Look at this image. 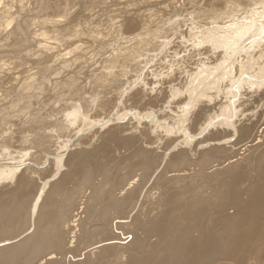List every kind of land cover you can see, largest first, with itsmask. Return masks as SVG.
Masks as SVG:
<instances>
[{"label": "bare ground", "instance_id": "bare-ground-1", "mask_svg": "<svg viewBox=\"0 0 264 264\" xmlns=\"http://www.w3.org/2000/svg\"><path fill=\"white\" fill-rule=\"evenodd\" d=\"M202 4H206V7L202 8ZM186 5H188V7L185 8ZM222 5H224V12L221 11ZM184 8L192 12H186L187 14L183 15V17H179L176 14L171 15L173 9L179 10ZM194 13L199 15L212 14L213 16H210L211 18H219L221 16V18L228 19L223 22L225 23L224 25L216 26L213 25V22H210L208 25L199 21V17ZM34 14H39V16L35 18L33 16ZM262 19H264V0H0V184H4L2 185L3 188L9 187L0 192V196L3 194L12 195L17 189L19 190L22 183H25L27 185L25 190L27 192L25 191L26 193H23V196L20 195L22 198H20V200L25 201L24 204L31 208V214L36 215L34 221L39 224L40 218L42 219V217H44L41 211L45 210L43 208L49 202L51 193L55 191L61 181L63 182L65 177L70 176L71 172L74 173L73 170H76L83 157V155L82 157L80 156L79 151L85 149L87 146L91 147L88 142L91 143V139L94 140L96 136H100V127L107 126V128H109L111 125L109 126L107 124L112 123L110 121H120V119L124 120V117H127L124 125L122 124L123 126L117 123L119 126L115 125L114 128L123 130L124 132L126 131V133L130 132V134L138 132V134L141 135L144 131H147L154 122L158 124V117L160 115H156L154 116L155 119H152L154 117H151V112L141 113L139 110L132 111L128 108V110L126 109V111H123L126 106L125 103L128 99H133L134 97L135 99H139V97L142 99V97L145 96H148V98L153 97L155 94L153 91L154 85L158 83L162 85L167 82L171 83V81L176 78V75H174L176 71L184 72L186 57L190 54L192 58L196 57L199 59L202 49H207V52H209L211 56L216 57V60L218 58L216 54L219 51L220 59H222L221 61L218 60L220 64L230 60V66L237 64L240 69L247 66L246 68H248V71H245L244 68L246 73L249 72L251 68V70L255 69L254 73L250 71L251 75L248 73L245 74V72H237L244 73L245 76L241 77L242 74L240 76L236 74L237 79L239 80L240 78V82L235 85L234 82L236 79H234L233 82H229L230 84L232 83L231 85H234L233 91L231 89L227 90V87H229L227 85L226 88H224L226 89L224 92L227 91L226 94H228V91H232V95L230 94L232 99H229L230 101H228L227 104L232 108L234 116L237 118V114L235 115V113L236 111L237 113L240 112L238 109H240L239 107L241 104L243 105L242 99L244 97L240 87H242L243 84L250 86L247 90L254 87L251 89L252 92L250 90L251 93H254L264 86V33L259 32L261 29H264L262 26L263 24H259ZM248 20L250 21L248 22ZM151 24L155 26L150 28ZM262 32H264V30H262ZM134 58H137L136 61L138 64L130 71L129 64ZM228 61L226 62L228 64L226 66L229 67ZM219 63H217V66L218 69H221L223 64L219 67ZM214 65L213 63V67L216 69L217 67ZM202 66H204V64ZM207 67L206 72L211 66ZM228 67L227 69L229 70ZM249 67L251 68L249 69ZM202 68L200 70H202ZM218 69L215 71L212 68L214 75L215 72H219ZM223 69H226L225 66ZM223 69H221V71H223ZM210 70L207 72L208 76ZM259 70L261 71L260 73L258 72ZM230 71L232 75L233 69L229 70V72ZM257 72L260 75L256 76ZM201 73L205 75L204 72L198 71L197 73L196 71L198 76H200ZM222 73H216L219 76L212 75V77L210 75L208 79L207 76L205 79L202 78L201 75V81L212 80V82L209 81L210 84L207 86L210 87L211 83H216L213 80L215 79L214 77H218L215 81L220 80L223 82L220 78ZM252 74H255V76ZM192 75L195 77L194 73H192ZM222 75L225 74L223 73ZM189 77L193 80L196 78L190 75ZM211 77L212 79H210ZM226 78L227 76H225V79ZM197 79L200 78L198 77ZM230 80H232V78H230L229 81ZM190 81L192 82L190 83L194 85V89L199 86L197 84V82L200 83L199 80L196 81V85L191 79ZM207 82L208 81H206V84ZM187 83L189 82L187 81ZM172 84L171 89H173ZM206 84L204 83L202 85L205 86ZM186 85H184V87H186ZM216 85L218 86V83L215 84V86ZM167 86L169 88V85ZM184 87L182 88L184 89ZM207 87V90H204V88L202 92L203 90L204 92H209ZM216 87L215 89H217ZM177 88L175 90L174 87L175 92L172 90L174 92L172 96L179 90ZM189 88L187 90H190V92H187L188 94L200 89L197 87V90L191 92L192 89ZM217 91L221 90L218 89L215 92L216 94H220V92ZM202 92H198L200 96ZM159 93L158 91L156 94ZM175 95L177 97V93ZM217 95L214 96V98L218 97ZM136 96H138V98H136ZM188 96H191V98H189L192 100V95L189 94ZM202 96L200 99L198 98L199 100H195L194 102L197 103L196 101H201L202 98H204ZM204 96L206 98L210 96L207 101L209 100L211 102L213 99L211 95L204 94ZM248 97L250 96L248 95ZM224 98L227 99L229 97L224 96ZM245 99L249 100L248 98ZM169 101H167L168 104ZM186 104V107L182 104L183 110L189 108L188 106L190 104L188 99L186 100ZM218 104H216V109ZM225 105L226 103L224 104V109L222 107L221 110H224L222 112L223 114H227L225 109H227V112L229 111L228 108H225ZM113 107H117L120 110L122 109L121 111L123 112H120L119 115L115 114L116 117H109L105 120L100 117V119H92L104 113V109L107 108L111 110ZM167 109L168 112H170L169 110L171 108L169 109L167 107ZM244 109H246V106ZM116 111L117 110H115V112ZM162 111L164 112V110ZM182 113L181 111V120ZM89 116H91V119H89ZM183 116H185L183 120H187V113ZM193 116L195 119L197 115ZM240 117L236 120V118H230L229 116L230 119H228L229 121L226 123L227 126L218 124L219 126L224 125L225 127H223L227 128L219 132L217 131L218 133H216V135H210V131H206L208 134L197 133L198 135L194 137L192 136L194 133L192 132L191 135L190 131L187 129L185 133L179 132L181 134L184 133L183 137L185 140L187 139V141H182L184 144H181L183 149L186 152H192L195 161H202L201 166L210 163L208 155H212L215 152L217 153L218 150L228 149L229 152L231 148H237L239 145V152L233 153V151L236 150L232 149L233 151H231L230 155L227 156L225 154L227 156L225 158L227 163L224 165V162L219 160L216 164L218 168L212 172L222 171L229 173L234 171L235 177L232 179L233 183L238 177L237 168H239L242 163L241 159L247 153L255 152V156L258 159L262 160L264 158V127H260L256 133L251 134L250 132L256 126L257 121H253L255 120L253 119L245 124L244 119H242L243 115ZM177 119H179V117ZM82 120L83 125L79 127ZM161 122H163V120ZM177 122L176 124L180 121ZM214 122L215 121H213V123ZM181 123L183 122H180V124ZM112 124L115 123L113 122ZM164 124L168 123L164 122ZM94 125L99 126L97 127L98 130L93 129ZM181 125L184 126L183 124ZM181 125L180 127L176 126L181 128ZM218 125L214 126L212 129H215ZM260 125H264V122ZM91 126L93 127L92 130L90 129ZM208 126L209 125L206 126L207 130H209ZM158 127L159 130L161 126ZM186 127L188 128V126ZM200 130L203 132L202 125ZM82 131L85 133H81ZM166 131L160 134L166 135L168 133V131ZM214 136L217 137L215 142L209 144ZM227 136H230V138L235 137L233 142L230 143L229 137L226 138ZM246 136H248V139L243 142ZM154 137L153 139H155V141L162 140V136ZM181 140H183V138ZM169 141L175 145L180 143L178 137L165 139L163 142ZM205 143H207V148L198 151V147ZM85 144L86 146H84ZM90 147L86 148L85 151L88 152ZM144 152L152 153L157 158L161 157L162 161L165 160L151 185L143 192L138 205V210L141 209V212L148 206L150 211L155 210L152 214H156L158 210H160L161 199L165 191L163 189L154 194V187L156 183L163 178L164 174L168 170H171L172 162L170 158L172 154L170 151H168L169 153H165L164 150L161 154H159L157 150L151 151L149 149H145ZM46 163V168L45 166L44 169L41 168V166ZM172 171L177 172L178 170L174 169ZM181 171L187 174L185 176L178 174L174 175L167 178L166 182L173 183L179 179L193 176L191 170ZM2 176L4 178H2ZM126 179L128 178L122 179L118 187V195L108 202V206L112 209V212H107V214L104 215L103 213L104 211L106 212V206L101 211L103 215L100 216L101 221H98L101 222L98 224L101 226V236L99 240L93 242L92 246L97 243L116 239V235H114V232L108 227V223L110 224L108 220H113L115 218L126 219L127 210L125 209L129 206L133 209L135 208L144 184L139 185L136 183L135 179L132 181ZM147 180L148 178L146 182ZM6 181L10 183H5ZM21 190L23 189L21 188ZM5 191H7V194ZM250 195V205L255 206V204H257L258 206H262L264 204V185H256L252 188ZM250 200H248L247 203H249ZM21 204L22 202H20L19 205ZM82 204L83 207H75L74 213L65 216L64 228L65 231H68L78 226V229H81V236L86 234L83 229L86 228L84 227L86 218L90 216L86 213L88 204L85 202ZM24 211L23 213H25ZM26 213L28 214V212ZM82 213H85V216H82ZM132 221L133 219H131L130 224L115 223L114 228L122 229L127 225L128 229ZM33 227L34 230L32 229V233L26 235L22 240L0 248L1 263L2 259L5 258L3 255L8 256L9 254H14V252H20V255H22L23 253L21 251H25L29 247L33 248L32 245L39 246V249L36 250L37 257L40 256L38 264H51L52 262H56V259H53L55 258V255H53V253H55L53 251L55 250L50 252V250H46L47 248L41 247L43 241L36 239L38 230L35 229L38 226ZM127 232H129V230H127ZM127 232H125V234ZM249 233L250 232L245 231L244 243H242V245L240 244L239 250L241 256H232L231 258L228 256L224 257L219 264H264V231L261 230V237L257 236L260 239L258 238L259 243H256V246L250 245L251 238ZM55 243L56 242H54V244ZM40 247L43 249H40ZM59 247L61 248H59V252L56 253L62 254L64 250L62 249L63 246ZM117 248V251H113V247L98 248V261H101V264L107 260L110 261V264L134 263L133 256L131 257L130 254H128L129 252L126 253L124 250L126 247ZM31 250L32 249L29 251ZM223 252L222 254L224 255ZM35 259L34 257V260ZM30 260H33V258ZM141 261L143 262V260ZM139 263L141 264L140 261Z\"/></svg>", "mask_w": 264, "mask_h": 264}, {"label": "rangeland", "instance_id": "rangeland-1", "mask_svg": "<svg viewBox=\"0 0 264 264\" xmlns=\"http://www.w3.org/2000/svg\"><path fill=\"white\" fill-rule=\"evenodd\" d=\"M223 6L224 5H222V9H221L222 12H224ZM186 7H188V5H186L185 8ZM201 7L205 8L206 4H202ZM185 8L179 9V10L173 9L171 12V15L176 14L179 17H183V15L187 14L186 12H192L191 10H186ZM39 14H36V15L34 14L33 16L36 18L39 16ZM194 14L199 17L198 18L199 21L203 22L204 24H208V25L210 24V22H213V25H216V26L224 25L225 23H223V22H225L228 19V18H221V16L219 18H211L210 16H213L212 14H209V15H199L197 13H194ZM249 21L250 20H248V22ZM259 24H263L262 26L264 27V19L260 20ZM153 26H155V25L151 24L150 28H153ZM262 30H264V29H261L259 32L264 33V32H262ZM108 32H110V31H108ZM257 33H258V31H257ZM199 56H200V58L197 59L196 57L192 58L189 54V56L186 57V62H184V64H185L184 72L183 71H180V72L176 71L174 73V75H176V78L173 81H171V83L167 82L166 84H163V85L158 83L159 85L158 84L154 85L153 91L155 92V94L153 95V97L148 98V96L147 97L145 96V97H142V99H141V97H139V99H135V97H134L133 99H128L127 102L125 103L126 106H125L123 111H126V109L128 108V109H131L132 111L139 110L141 113L142 112H144V113L145 112H151L153 115V116L151 115V117H154L156 115H158V116L160 115L158 117V119H159L158 124H157V122L153 123V124L156 123L154 125L155 128H154V126H152L153 125L152 124L150 126V128L147 130L148 132L144 131L141 135L138 134V132L135 134H130V132L126 133V131L124 132L123 130L114 128V126L117 125V123H119V125H122V124L124 125L125 121L127 120V117H124V120L123 119H120V121L118 120L119 122L114 121V120L110 121L112 123L114 122L115 124H112V123L107 124L109 126L111 125L109 128H107V126L106 127H100L101 128V132H100L101 134L99 133L100 136L99 135L96 136L94 138V140L91 139L92 140L91 143L88 142V144L91 145V147L90 146L86 147V148L90 147L88 152L85 151L86 148L79 151L80 156L82 157V155H83V157L81 158V161H80L81 163L78 165L76 170L75 169L73 170L74 173L71 172L70 176L65 177L63 182L61 181L59 183L58 187L55 189V191H53L51 193V196H50L51 201L49 200L47 205L43 208L45 210L41 211L44 217H42V219L40 218V221H39L40 225L38 224V222L34 221L36 218V215L31 214V208H29L28 206H26L24 204L25 201L20 200V198H21L20 195L23 196V193L27 192L25 190L27 185L25 183L21 184V186L19 187V190L17 189L15 191V193L12 194L13 196L11 194L1 195L0 196V224H1L0 225V239H1L0 240V248L14 244V243H17L18 241L22 240L24 237H26V235L32 233V229L34 230L33 226H35V227L38 226L35 229V230H38L37 231L38 235H36V239L37 240L40 239L43 241L41 244L42 245L41 247H45V249L47 248L46 250H50V252L55 250V251H53V252H55V253H53V255H55V258H53V259H56L57 263L52 262L51 264H98L99 261L97 258V253H98L97 249L100 247H113V251H117V249H118L117 247H119V248L120 247H126V248H124L126 253L129 252L128 254H130L131 257L133 256V262H134L133 264H140L139 261L141 262V264H145V263L146 264H217V263L219 264L220 261L223 260L224 257L228 256L229 258H231L232 256L233 257L241 256L239 247H240V244L242 245V243H244L245 231L250 232L249 233L250 238H251L250 245L256 246V243H259V241H258L260 239L259 237H261L260 236L261 230L264 231V228H263L264 204L262 206L260 205L262 208L260 206H258L257 204H255V206L250 205L251 204L250 193H251L252 188H254L256 185H261V186L264 185V158L262 160L258 159L255 156V152L247 153L241 159L243 165L241 163L240 167L237 168L238 177H237V179H235L236 181H234V183H233L232 179H234V177H235L234 171L229 172V173L222 172V171L215 172V173H212V172L215 171L216 168H218V167H216V164L218 163L219 160H222V162H224L223 163L224 165L227 163V161H225V158L231 154V151H233L232 149L236 150V151H233V153H238L239 152V150H238L239 145L237 148H231L229 150V152H228V149L218 150L217 153L215 152L212 155H208L210 163L203 165V166H201L202 161H199V160L195 161V157H194V155H192L193 153L192 152H186L183 149V146L181 145V144H183L182 141H187V139L185 140L183 137L184 136L183 134L187 130L190 131L191 135L193 132L194 134L192 136L195 137V135H198L197 133L208 134L209 131H210L209 132L210 135H214V134L216 135V133H218L219 131L227 128V127L226 128H224V127L227 126L226 123H228V121H229L228 119L236 118L234 116V112H233L232 108L229 106V104H227L228 101H230L229 99H232L230 94L234 90L233 86L235 84H237L238 82H240V78L238 80L236 77L237 76L236 74H238L239 76L242 74L241 77H243L247 73L250 74V71H251V73H254L255 69L251 70L252 68L249 67V69L250 68L251 69L249 70V72L246 73L245 71H248V68H246L247 66L244 67L245 71H244V68H241L243 70L242 71L237 64L232 63L233 66L231 65L232 66V68H231V66H230L231 61L227 60L229 63V67L226 66V65H228L226 63L227 61H224L225 64H224V62L223 63L221 62L226 68L224 70L223 69L224 66L222 64H220L218 61V60H220V61L222 60V59H220L219 51L216 54V56L218 57L217 60H216V57L211 56V54L209 52H207V49H202L201 54ZM204 57H205V59H204ZM136 60H137V58H134L130 62V64H129L130 65V71H132L136 67V65L138 64V62ZM213 63L216 65V66L214 65L215 67H217L216 69H214ZM217 63L220 64L219 67L222 65L221 69H223V71H225V72L228 70L227 67L229 68V70L233 69L232 75H231V71L229 72V70L226 72L227 73L226 74L225 72L221 71L220 68L218 69ZM201 64L202 65L204 64V66H202ZM205 66L206 67L211 66L210 67L211 70L213 68V70L216 71L218 69V71H219V72H215V75H214V71L213 70L211 71L210 69H208V70H210L209 71L210 74L208 73L209 76L210 75L211 76L212 75L213 76H219L216 73L220 74L223 72L225 75H222L223 73L220 75V78H221V80H223V82H221L220 80L215 81V79L217 80L218 77L217 78L214 77L215 79H213V80L216 83H211V86L207 87V86H209L210 82H212V80L211 81L205 80L206 76H207V79L209 78V76L207 75L208 70L206 72ZM202 67H204L205 69ZM201 68H202V70L203 69L204 70L203 71L200 70ZM196 71H197V73H198V71H201L204 73L206 72L205 75L202 73H201L202 76L200 75L202 78H205L204 82H203V80L201 81V77L198 76V74H196ZM237 72H245V74L244 73H237ZM258 72L260 73L261 71L259 70ZM258 72H257L256 76L260 75V74H258ZM192 73H194V76L196 74V76H198L200 79H197L198 77H196V76H195L196 78L193 77ZM187 74H189L191 77H193L195 79L193 80ZM252 75L255 76V74H252ZM223 76H224V78H223ZM225 76H227L226 79H225ZM230 76H232V77H230ZM178 77H179V79H178ZM212 77L210 79H212ZM228 78L229 79L232 78V80L229 81ZM190 79L195 82V85H196V81L199 80L200 83L197 82V84L199 85L197 87L200 88V89L198 88L199 89L198 91H196V92L194 91V90H197L196 89L197 87H195V89L193 88L194 85L191 84L192 82L190 81ZM234 79H236L234 82V85H231L232 83L230 84L229 82H233ZM187 81L189 83H187ZM206 81H208V82L210 81L209 83L207 82L208 85L206 84ZM179 82H180V84H179ZM201 82H202V84L205 83L206 85L203 86L201 84ZM226 82H228V83H226ZM217 83H218V86L216 85L217 86L216 87L215 84H217ZM171 84L173 86V89H171ZM186 84H188V85H186ZM212 84H214V85H212ZM167 85H169V88ZM184 85H186V87H184ZM201 85L203 86V88ZM226 85L229 86V87H227L228 88L227 90H230V89L232 90L231 92L228 91L229 95L226 94L227 91L224 92V90H226V89H224V88H226ZM214 86L217 89H215ZM243 86L246 88H244ZM174 87H175V90H176V88L179 89L176 92L177 97L175 95L176 93L174 94V96H172L173 93L175 92ZM182 87H184V89ZM189 87L192 89L191 92L194 91V92H192L193 94L197 93V94H194L196 97L192 93H189L192 95V100L190 99L191 96H188L189 94L187 93V92H190V90L187 91ZM206 87L209 89V92H206V91L204 92V90H207ZM249 87L250 86H247L246 84H243L242 87H240L241 88L240 90L243 93L244 97L248 98L249 100H247L243 97L242 103H243V105L246 106V109H244L245 106H243L241 104L239 107L240 109H238V110H240V112L238 111L239 113H237V111H236L235 115L237 114L236 120L239 119V117L243 115L242 119H244L245 124H247L246 122H250L253 119H255L253 121H257V124L253 128V130H251V132H250L251 134H254V133H256V131L259 130L260 127H262V126L264 127V125H260L264 122V86L261 89H259V91L254 92V93H251L252 92L251 89H253L254 87L250 88L251 92H250V90H247V88L249 89ZM185 88H187V89H185ZM242 88H244V89H242ZM202 89H204L203 92H202ZM218 89L221 91H217V92H220V94L217 93L218 94L217 95L215 92ZM222 89H223V91H222ZM169 90H171V91H169ZM172 90H174V92ZM158 91L160 93L156 94ZM198 92H202L203 94L201 93V96L203 95L202 97H204V98H202L201 101H196L198 103L197 104L194 101L199 100L201 98L200 93H198ZM179 94H180V96H179ZM204 94H208V95L212 96L211 98H213V99L211 100V102L209 100L207 101V99L210 96L209 97L207 96L208 98H206L204 96ZM197 95H199L200 97ZM216 95L218 97L214 98V96H216ZM248 95L250 97H248ZM224 96L229 97V98H227L228 100L226 98H224ZM136 98H138V96H136ZM187 99H188L189 104H190L188 107L191 109L185 108L186 110H183L184 108H182L183 107L182 104H184V106L186 107L188 104V102L186 104ZM215 99H216V101H215ZM223 99H225V100H223ZM167 101H169V104L167 103ZM199 102H200V105H199ZM222 102H224V103H222ZM225 103H226L225 108H228V110H229L227 112L226 111L227 109H225V112L227 114L230 112L228 114V116H227V114L222 113L224 110L221 111L222 107L224 109ZM213 104H215V105H213ZM216 104H218L217 109H216ZM195 105H197V106H195ZM221 105H223V106H221ZM194 106H195V108H194ZM167 107L169 109L171 108L169 110L170 112H168ZM199 107H201L202 109ZM241 107H244V108H241ZM200 109H201V111H200ZM219 109H220L221 113H220ZM115 110H117V111L115 112ZM121 110L118 109L117 107H113L111 110L106 108V109H104V111H105L104 113H101V114H99L100 116L98 115L92 119L104 118V120H105L109 117H116V115H119L120 112H123ZM162 110H164V112L165 111L166 112L164 113ZM202 110H204V111H202ZM181 111L183 112L182 113L183 115L184 114L186 115V113H187V117H186L187 120H183V117H185L183 115H182L183 121L181 120V118H180ZM185 111H186V113H185ZM219 113H220V115H219ZM241 113H242V115H241ZM239 114H240V116H239ZM193 115H197L195 117L196 120L194 119ZM224 115H226V116H224ZM229 116H230V118H229ZM178 117L180 120L177 119ZM214 117H215V119H214ZM221 117L222 118L226 117V118H223V120H222ZM186 118H184V119H186ZM189 118H191L193 121ZM89 119H91V116H89ZM89 119H87V120H89ZM152 119H155V117ZM162 120H163V122H161ZM176 120L178 122L179 121L183 122L181 124H183L184 126H182L180 124V122L178 123ZM89 121H91V120H89ZM210 121H212V122H210ZM213 121H215V122L213 123ZM164 122L168 123V124H164ZM176 122L179 125L176 124ZM216 122H218V123H216ZM184 123L186 124V126H188L189 129L185 126ZM212 124H214V125H212ZM215 124L216 125L224 124L225 126L224 125H222V126L218 125L215 129H212V128H214V126H216ZM82 125H83V120L80 122L79 127H81ZM98 125H100V124H98ZM98 125H96V126L94 125V128L92 126H91V128L90 127L89 128L91 130H92V128L94 130H98V128H97V127H99ZM119 125H117V126H119ZM157 125L161 126L159 130H158L159 127ZM176 125L179 127L181 125V128H178ZM201 125H202V131L203 132H201V130H200ZM207 125L210 126V127L208 126L209 130L206 129ZM199 126H200V128H199ZM164 128H165V130H164ZM210 128H211V130H210ZM152 129H153V131L158 130V131H156L157 133L155 131L153 132ZM161 129L163 131L167 130L168 133L166 135L165 134L161 135L160 133L163 132ZM174 130L176 131V133ZM197 130H198V132H197ZM87 131H88V128H87ZM206 131H208V132H206ZM158 132H159V134H158ZM179 132H181V133L184 132V133L181 134ZM81 133L84 134L85 132L82 131ZM168 134L171 136H169ZM176 134H177V136H176ZM178 134H179V136H178ZM154 136H162V140L155 141V139H153V138H155ZM165 136L168 138H166ZM172 137H176V138L178 137V140H180V143L175 145L174 143L172 144L170 141L169 142H163L165 139H169ZM228 137L230 139L229 142L230 143L233 142L235 137L230 138V136H227L226 138H228ZM182 138H183V140H181ZM216 138L217 137L214 136L210 140L209 144H211L212 142H215ZM146 139L150 143L147 142ZM247 139H248V136H246L244 138L243 142H245ZM145 141H146V143H145ZM174 145H175V147H174ZM218 145H220V144H218ZM84 146H86V144ZM143 147L144 148L146 147L145 148L146 150H148V149L151 151L157 150V152L159 154L163 153V150L165 153L170 151L172 154V156L170 158V161L172 162V166L170 168L171 170L170 171L168 170L164 174L163 178L161 180H159L156 183V186L154 187V194H155V192L161 191L163 189L165 191L163 196H162V199H161L160 210H158V212L156 214H154V213L152 214V212H154L155 210L150 211L148 206L144 209L143 212H141L140 211L141 209L138 210V205H139L140 199L142 198L143 192H145V190L151 185L154 177L158 174V172L162 168L165 160L162 161L161 157L157 158L152 153L144 152L145 149ZM205 148H207V143H205L202 146H199L198 151H202ZM219 153H220V155H219ZM160 158H161V160H160ZM158 161H159V163H158ZM46 165H47V163L43 164L41 166V168L44 169V166L46 168ZM241 166H242V168H241ZM174 169H176L178 171L177 172L172 171ZM240 169H241V171H240ZM181 170H191V173L193 174V176H189L185 179L184 178L179 179L177 181H174L173 183L166 182L167 178H170L174 175L178 174L181 176H185L187 174V173L182 172ZM207 174H209V175H207ZM2 178H4V177L2 176ZM124 178H128V179H126L128 181H132L135 179L136 183H138L139 185L144 184L142 192L140 194V198L137 201V204H136L134 209L131 206H129L125 209V210H127L126 211V216H127L126 219L115 218L113 220H108V221H110V224L108 223V227L110 228V230L112 232H114V235H116V239H112V240L102 242V243H97V244H94L92 246L93 242H96L97 240H99L100 236H101L100 235L101 226L98 225L101 223V222H98V221H101L100 216H102L103 214L104 215L107 214V212L108 213L112 212V209L108 206V202H109V200H111L112 198H114L118 195V193H117V191L119 189L118 187H119L122 179H124ZM147 178H148V180L146 182ZM5 183H10V182L6 181ZM2 185H4V184H0V192L9 188V187H5L6 188L5 189L2 187ZM10 187H12V186H10ZM246 187H247V189H246ZM21 188L23 190H21ZM168 188H170V189H168ZM58 191H59V193H58ZM229 191H230V193H229ZM5 193L7 194V191H5ZM233 194H234V197H233ZM14 195H16V196H14ZM248 200H250L249 203H247ZM20 202H22L21 205H19ZM84 202L88 204V208L86 209V213L90 215L88 218H86V220H85L86 223L84 225V227H86V228L83 229V231H85V233H86L85 234L86 236L80 235L81 229H78L79 228L78 226H76L77 228L74 227L72 230L65 231V229H64L65 228V218H66L65 216L71 215L72 213H74L73 211L76 209L75 207H78V206L83 207L82 203H84ZM104 207H105L106 212L104 211V213L102 214L101 211L104 209ZM9 209H10V211H9ZM27 210H29V211H27ZM23 211L25 213H23ZM26 212H28V214ZM83 215L85 216V213H82V216ZM131 219H133V221H132L133 225L131 224V226L128 227V229H127V225L126 226L124 225L126 228L123 226L124 228H122V229L114 228L115 223H119V224H128L129 223L130 224ZM58 221H59V223H58ZM136 222H138V223H136ZM112 223H113V225H112ZM29 226H30V228H29ZM54 228H55V230H54ZM135 228H136V230H135ZM127 230H129V232H127ZM132 231H133V233H132ZM125 232H127V233L125 234ZM257 236H259V237H257ZM242 237H243V239H242ZM55 238H58L59 240L55 239ZM251 241H252V243H251ZM54 242H56V243L54 244ZM52 245H53V248H52ZM127 245H128V247H127ZM59 246H63L62 249H64V250H63L62 254L56 253V252H59V248H61ZM32 247L33 248L29 247L30 249H32L31 251H29L30 250L29 248L26 249L25 251H21L23 253L22 255H24L25 257L20 255V252H14V254L12 253V254H9L8 256L3 255V256H5V258L2 259V263L0 261V264H10V262H11V264H30V263L31 264H38V261L40 260V258H39L40 256L37 257L36 250L39 249V246L38 245H36V246L32 245ZM41 247H40V249H43ZM68 249H69V251H68ZM94 252H95V254H94ZM222 252L224 253V255L222 254ZM229 253H231V254H229ZM30 255L33 257H31ZM34 257L36 258L35 260H34ZM32 258L34 261L30 260ZM8 260H9V262H8ZM141 260H143V262ZM14 261H15V263H14ZM100 262H99V264H101ZM104 263L110 264V261L107 260L106 262L104 261Z\"/></svg>", "mask_w": 264, "mask_h": 264}]
</instances>
